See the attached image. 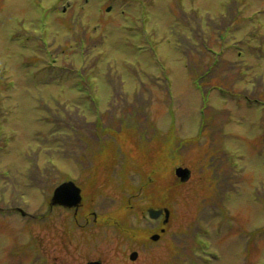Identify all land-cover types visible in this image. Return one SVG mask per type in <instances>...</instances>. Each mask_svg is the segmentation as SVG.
Listing matches in <instances>:
<instances>
[{"label":"rangeland","instance_id":"1","mask_svg":"<svg viewBox=\"0 0 264 264\" xmlns=\"http://www.w3.org/2000/svg\"><path fill=\"white\" fill-rule=\"evenodd\" d=\"M38 253L264 264V0H0V264Z\"/></svg>","mask_w":264,"mask_h":264},{"label":"water","instance_id":"2","mask_svg":"<svg viewBox=\"0 0 264 264\" xmlns=\"http://www.w3.org/2000/svg\"><path fill=\"white\" fill-rule=\"evenodd\" d=\"M177 175L180 176L183 180H185L189 176V172L187 169L178 168L176 171ZM81 202V190L73 183V182H66L56 188L54 192V196L52 198V205H63L65 207H78ZM162 210H150L149 214L152 218L157 219L162 215ZM166 219L165 222L169 219V211L166 209ZM164 231V230H163ZM154 241L159 239V235H154L152 237ZM138 254L136 252L131 254V259L135 260ZM88 264H101L99 262H91Z\"/></svg>","mask_w":264,"mask_h":264},{"label":"flooded vegetation","instance_id":"3","mask_svg":"<svg viewBox=\"0 0 264 264\" xmlns=\"http://www.w3.org/2000/svg\"><path fill=\"white\" fill-rule=\"evenodd\" d=\"M56 247L60 248L59 245H56ZM67 253H68V252L65 250L64 252L59 253V254L62 255V257H66ZM60 257H61V256H60Z\"/></svg>","mask_w":264,"mask_h":264}]
</instances>
